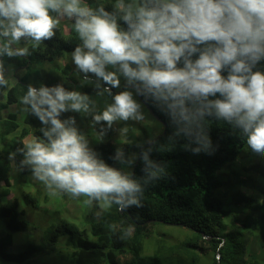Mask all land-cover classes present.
I'll return each instance as SVG.
<instances>
[{
    "label": "clouds",
    "instance_id": "obj_1",
    "mask_svg": "<svg viewBox=\"0 0 264 264\" xmlns=\"http://www.w3.org/2000/svg\"><path fill=\"white\" fill-rule=\"evenodd\" d=\"M115 8L94 9L83 0H0V57L28 55L27 47H13L22 39L35 44L51 40L59 18L50 13H57L74 19L82 41L72 52L75 69L89 82V74L94 75L102 81L95 87L112 96L106 93L114 103L97 112L87 94L67 91L62 84H29L21 100L42 125V137L17 149L21 167L33 175L26 178L41 182L49 196L66 193L87 197L88 205L100 202L95 219L103 207L114 204L121 212L142 207L145 185L160 179L165 167L145 153L146 178L143 183L133 179L101 160L75 116L62 119L63 113L90 114L93 127L143 120L134 90L142 105L148 107L149 96L167 104L177 136L199 129L196 142L202 148L194 152L211 149L202 121L214 116L242 130L252 152L264 156V71H254L264 61V0H117ZM121 77L125 88L115 93ZM6 85L0 62V86ZM127 131L122 129V135ZM133 231L129 226L125 235Z\"/></svg>",
    "mask_w": 264,
    "mask_h": 264
},
{
    "label": "trees",
    "instance_id": "obj_2",
    "mask_svg": "<svg viewBox=\"0 0 264 264\" xmlns=\"http://www.w3.org/2000/svg\"><path fill=\"white\" fill-rule=\"evenodd\" d=\"M83 3L94 9L103 5L106 11L114 12L117 0ZM50 14L59 18L51 40L35 44L22 39L13 47H27L28 55L0 57L3 71L17 68L15 84L0 86V264H264V206L243 203L251 199L260 203L256 198L264 199V188L256 191L258 186L254 187L255 177L243 178L248 170L264 173V158L248 147L242 130L214 116H205L202 121L211 149L199 153L193 151L202 148L196 142L199 129L177 136L178 126L167 111V104L151 96L146 101L148 107H142L159 117L158 120L151 115L160 130L150 139L137 137L118 147L113 140L114 130H106L105 122L92 128V115L90 125L81 121L78 128L86 134L90 148L109 166L131 174L141 183L146 178L145 153L165 167L160 179L145 185L140 208L133 205L121 212L114 204L103 207L95 219L100 204L94 201L85 204L82 221L76 223L59 216L60 198L49 196L41 182L32 184L25 180L32 172L21 167L23 156L17 149L32 137H42L40 121L21 102L27 86L62 84L67 91H79L89 97L104 91L95 87L102 81L95 77L86 81L73 66L72 52L82 44L74 19L63 21L57 13ZM118 23L126 28L122 21ZM62 60L66 61L64 66L60 65ZM255 70L264 71V61ZM12 105L17 107V113L5 117L1 111ZM139 130L145 132L144 124H139ZM255 154L258 163L252 165ZM240 178L245 188L254 191L250 196L239 186ZM60 195L65 206L71 196ZM85 199L74 201L80 204ZM49 202L53 203L54 212L42 209V204ZM261 209L263 212L258 214ZM89 223L90 229L86 227ZM129 226L134 231L126 236Z\"/></svg>",
    "mask_w": 264,
    "mask_h": 264
},
{
    "label": "rangeland",
    "instance_id": "obj_3",
    "mask_svg": "<svg viewBox=\"0 0 264 264\" xmlns=\"http://www.w3.org/2000/svg\"><path fill=\"white\" fill-rule=\"evenodd\" d=\"M65 19H67V17H62V20L65 21ZM60 62V61H59ZM66 64V61L65 60H62L60 62V65L61 66H64ZM74 68H76L75 64H73ZM16 69L15 67H9L7 69H5L3 71V75H4V78L5 80L7 81V87L9 86H13V84H15L16 82ZM22 70V69H21ZM109 71H113V68H111L109 66L108 68ZM18 72V71H17ZM91 77H95L94 75L92 74H89V78ZM62 78V77H61ZM96 78V77H95ZM97 79V78H96ZM121 79V87L119 89H114L115 90V93L116 92H120V91H123L124 88H125V81L123 79V77L120 78ZM132 91V89H131ZM101 92H104V91H101ZM100 92V93H101ZM138 97L140 98L139 95H137L135 93V91L133 90V98L137 101V103H139L141 105V109H140V112L143 114L144 116V119L143 120H128V121H116L111 128L108 127L107 124H105V129L106 130H111L113 129L115 134L113 136V140H114V143L119 147L121 143L123 142H127V143H131L130 141L137 138H144L145 136H148V139H150L152 136L158 134L159 130H160V126H158V124L156 123V121L153 119V117L147 113V111L142 107L143 105L141 104V102L138 100ZM90 98V108H95L96 111H102L108 104H111V103H114L113 100H111V98H109L106 94V92L103 93V95H97L96 97L94 96H91L89 97ZM6 99V96L4 97V101ZM18 109L15 105H12L9 107V109L7 110H4V111H1L2 114L6 117L8 114L10 113H17ZM23 112L25 113V110H23ZM26 116V115H25ZM69 116H75L76 118V126L78 127V125L81 123V121H87L90 119L91 115L90 114H83V113H73V112H68V113H63L62 114V119L64 118H67ZM89 123V122H88ZM139 124H144V129H145V132L142 133L143 130H139ZM90 125V123H89ZM42 127V125L40 126V128ZM92 128H94L93 126H90ZM127 128L128 131L126 134H123L122 135V129L124 128ZM162 129V128H161ZM98 133V132H97ZM86 136V134H85ZM33 139V137H32ZM122 139H125L124 141ZM89 141V140H88ZM91 143H96L94 141H91ZM90 144V142H89ZM254 155V154H253ZM133 157V156H132ZM259 157H263L264 156H260ZM257 158L256 154H255V157L254 159L252 160V157L250 156V159L252 160L251 164L253 165V163H258V162H255V159ZM248 161V160H247ZM244 163V166H248V165H245V162ZM250 165V164H249ZM235 169H238L237 167H234ZM248 170L247 171V175H243V178H246V177H255V181H254V187L255 185H257V190L256 191H260L262 188H264L262 185H264V173H261V172H250ZM263 174V175H262ZM243 178H240V187L243 191L247 192L249 194V196L254 192L252 189L250 188H245L243 186ZM25 180L26 181H29L28 178L25 177ZM24 180V183H26ZM32 184H37L39 183L38 180H31L30 181ZM262 184V185H261ZM254 189V188H253ZM231 194V193H230ZM58 198H60L59 195H57ZM83 199H85L84 196H81ZM74 199H78V198H73V197H70L67 201V203L64 205L61 204V208H60V211H59V216L60 217H64L65 219L67 220H71V221H74L76 223H81L82 221V215L84 214V208L85 206V203L84 201L86 200H81V203L83 205V210H82V206H80L79 203H77L76 201H74ZM260 203L258 202H255L253 201L252 199L249 200L248 202H243L244 205L246 203L248 204H251L257 208H260V206H264V199L263 197L262 198H256ZM61 200V198H60ZM58 200V201H60ZM100 204V202H99ZM101 205V204H100ZM64 206V207H63ZM42 209L45 208V209H48L50 212H54L55 211V207L53 205L52 202H49V203H43L42 204ZM263 212V209H261L259 211L258 214H261ZM97 212H95V215L94 216H97ZM94 216L90 217V219L94 218ZM82 227L83 224H81ZM88 229H90L91 225L90 223L86 226ZM184 231L187 232V234L189 233V230H185Z\"/></svg>",
    "mask_w": 264,
    "mask_h": 264
},
{
    "label": "water",
    "instance_id": "obj_4",
    "mask_svg": "<svg viewBox=\"0 0 264 264\" xmlns=\"http://www.w3.org/2000/svg\"><path fill=\"white\" fill-rule=\"evenodd\" d=\"M149 109H150V108H149ZM150 112H151V114H152L154 117H156L157 119H159L158 116L154 114L153 110H150ZM165 127H166V126H165ZM164 134H165V131H164V132L162 133V135H160L159 137L163 136ZM154 142H156V140H155ZM154 142H153V143H154Z\"/></svg>",
    "mask_w": 264,
    "mask_h": 264
}]
</instances>
